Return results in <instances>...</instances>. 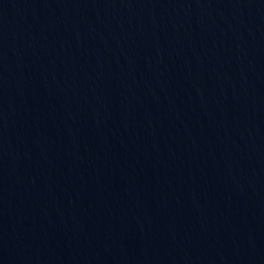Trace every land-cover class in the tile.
<instances>
[{"label":"water","instance_id":"1","mask_svg":"<svg viewBox=\"0 0 264 264\" xmlns=\"http://www.w3.org/2000/svg\"><path fill=\"white\" fill-rule=\"evenodd\" d=\"M0 264H264V0H0Z\"/></svg>","mask_w":264,"mask_h":264}]
</instances>
